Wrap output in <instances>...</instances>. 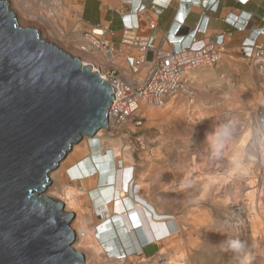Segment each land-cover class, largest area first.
Masks as SVG:
<instances>
[{
  "label": "rangeland",
  "instance_id": "rangeland-1",
  "mask_svg": "<svg viewBox=\"0 0 264 264\" xmlns=\"http://www.w3.org/2000/svg\"><path fill=\"white\" fill-rule=\"evenodd\" d=\"M7 1L21 26L36 28L45 40L84 63L88 61L80 53L78 41L79 32L87 30L80 16L84 0H69L45 9L35 0H25L28 11L18 8L13 0ZM30 13L39 16V20L31 19ZM118 58L121 63L122 57ZM215 68L193 74L191 86L196 100L190 109L185 97H178L163 108L148 110L145 125L137 133L140 142L135 138L111 139L106 133L100 138L90 137L88 151L76 160V165L59 170V184L53 181L46 195L62 201L68 212L76 214L72 225L75 232L89 230V241L85 238L84 245H75L85 255L87 264H170L173 258L180 264H264V160L250 159L248 152L239 151L243 138L252 131L248 117L254 111L248 115V110L254 109L257 102L255 92L248 89L258 80L247 73L249 69L244 70V75L231 66L228 74L235 85H224L225 91H220V72ZM241 78L246 80L242 82ZM249 105L247 111L242 110ZM120 144L122 152L117 151ZM100 152L113 155L115 168L109 172L114 177L113 184L120 162L124 169L134 168L133 184L123 201L126 210L132 211L136 202L151 211L156 221L162 218L178 222V231L166 241L152 243L155 248L151 253L137 252L128 245L122 246L120 253L114 243L126 241L129 236L138 237L140 230L147 235L146 231L137 228L129 232L121 216L107 230L99 228L104 218L99 217L96 209L105 205V200L99 195L91 203L86 195V204L84 196H78L81 191L71 183L70 171L74 167L80 169V162ZM141 183L142 191L138 193L134 188ZM250 183H254L255 189H249ZM64 184L72 186V192L58 195L56 189ZM253 191L254 201L248 196ZM111 193L115 195V191ZM69 204L72 209L67 207ZM237 208L242 211L237 217L239 226L232 221ZM87 242L98 248L101 243L103 251L92 256Z\"/></svg>",
  "mask_w": 264,
  "mask_h": 264
},
{
  "label": "water",
  "instance_id": "water-1",
  "mask_svg": "<svg viewBox=\"0 0 264 264\" xmlns=\"http://www.w3.org/2000/svg\"><path fill=\"white\" fill-rule=\"evenodd\" d=\"M114 93L0 0V264H87L76 214L42 194L75 144L109 131Z\"/></svg>",
  "mask_w": 264,
  "mask_h": 264
},
{
  "label": "built area",
  "instance_id": "built-area-1",
  "mask_svg": "<svg viewBox=\"0 0 264 264\" xmlns=\"http://www.w3.org/2000/svg\"><path fill=\"white\" fill-rule=\"evenodd\" d=\"M170 1L177 2L179 14L183 6L192 5L195 1L202 9L199 23L188 29L178 47L166 49L162 43H156L154 36L141 33L142 23L150 31L158 27L157 18L165 10L161 9L157 15L147 13L150 6L157 8V0H122L118 13L124 18L126 26L120 42L116 41L118 35L107 25L92 26L78 34L80 53L85 51L84 56L95 64L96 71L103 74L101 76L111 83L115 91L109 114L110 129L105 131L111 139L120 137L128 141L135 138L140 142L141 137L137 133L145 125L147 111L163 108L178 97H185L190 109L196 100L195 90L191 86L193 74L221 63L227 52L226 40L232 36L231 32L253 31L238 47L237 53L254 70L264 97V43L261 41L264 39V25L252 27L254 15L239 10L225 19L229 32L216 37L208 36L209 14L217 13L220 0ZM234 1L241 6L249 3V0ZM188 16L189 13H183L180 20L176 17L180 30L186 26ZM88 37L92 38L91 43L86 42ZM120 56L121 63L118 62ZM219 79L224 85H235L225 73L219 75ZM248 118L258 128L256 135L251 138V143L255 142L253 151L261 155L264 153V99L256 114ZM239 124L244 126V123ZM107 187L114 191V184ZM113 197L116 199V194H112L110 199ZM108 228L110 226L104 225L103 230Z\"/></svg>",
  "mask_w": 264,
  "mask_h": 264
},
{
  "label": "crops",
  "instance_id": "crops-1",
  "mask_svg": "<svg viewBox=\"0 0 264 264\" xmlns=\"http://www.w3.org/2000/svg\"><path fill=\"white\" fill-rule=\"evenodd\" d=\"M211 1V0H207ZM122 3V0H84L81 6L80 10V16L81 20L84 23L85 27L88 29L92 26H101V25H107L110 27L111 30H113L118 37L116 38L117 42H120L121 40V34L124 32L125 29V20L124 18L118 13V9L120 8ZM197 4V5H194ZM194 4H188L186 6H183L181 9V13H178V4L175 1L170 0H157V8L153 9L151 6L148 8V14L149 15H157L160 13V10H165L164 13L157 18V24L158 27L154 31H150L145 23H142L143 29L141 30L142 35H150L154 36L156 38V43L163 44V47L166 49L171 48L172 46H180V43L183 41V36L185 37L188 29L194 28L200 20L201 17V6L194 2ZM239 10L246 11L248 13H251L254 15V20L251 23L252 27L262 26L264 25V0H249V3L246 6H241L234 0H220L219 8L217 13H211L210 16V24H209V30L207 35L216 37L217 35L229 32L230 28L226 24L225 19L228 16H232L239 12ZM183 13H189L188 19L186 21V26L183 29H179L178 25L176 23V17L178 20H180ZM145 18V17H144ZM232 36L228 37L226 40L227 45V52L221 61V63L217 66H215V70L222 73H225L229 76L230 68L233 66V70L238 73V71H243V74L246 73L244 70L249 69L247 73H251V75H255L256 79L258 80L257 83L254 81L252 88L248 89V91L255 92V108L257 109L260 105L258 103H262V100L264 99L262 92L259 88V79L257 78V75L255 74L254 70L249 67L246 63H244L240 56L237 53L238 47L241 45V43L249 36L253 34V31H247V32H231ZM261 41L264 43V39L262 38ZM212 68V67H208ZM207 69V68H203ZM197 72V71H196ZM246 75V74H244ZM193 77V76H192ZM242 79V78H241ZM220 80V79H219ZM246 80L242 79V82ZM221 82V81H219ZM224 84L223 82L220 83L219 89L220 91L224 90ZM254 101V102H255ZM259 101V102H258ZM251 105L248 107L242 108V110L247 111L250 108ZM252 106V108H254ZM84 156V154L78 156L74 162L70 163L69 167H73L76 165V163L81 159L79 157ZM88 156V154H87ZM86 158V156H85ZM79 159V160H78ZM78 160V161H76ZM108 162H111V165H107ZM114 163V164H113ZM110 164V163H109ZM79 168L77 169L74 167L70 171V177H71V183L76 187H73L75 189L80 190L82 195H78L79 198L81 196H84V199L87 204V198L85 197L88 195L90 202L92 203V200L99 196L102 200H105V205H111L113 203V200L111 203H108V199L111 198L112 195V189L107 188L108 185H112L114 180V177H111V170L110 168H115V161L113 159L112 153H108L104 155L102 152L99 154L92 155L91 157L87 158L84 162H80ZM82 170V171H81ZM68 171V170H67ZM116 179V177H115ZM117 183V180H115ZM72 187V186H70ZM115 191V186H114ZM87 193V194H86ZM103 205V206H105ZM111 213L108 218H104L103 225H112V220H115L117 216L122 215ZM114 216V217H113ZM158 217H160L159 214H157ZM103 217H101L102 219ZM162 218H159L160 220ZM166 220V227L168 228L170 232V236L173 235L178 231L179 224L177 221L171 220V219H165ZM143 231V230H142ZM144 232V231H143ZM143 232L141 233V236L134 237V241L132 243H123L125 247L130 246L134 247L135 251L137 252H143L145 253H151L155 247H153L152 243H150L149 237H147L146 234L143 235ZM114 247L118 248L117 250L121 253L123 250L121 243H114ZM120 244V245H119Z\"/></svg>",
  "mask_w": 264,
  "mask_h": 264
},
{
  "label": "bare ground",
  "instance_id": "bare-ground-1",
  "mask_svg": "<svg viewBox=\"0 0 264 264\" xmlns=\"http://www.w3.org/2000/svg\"><path fill=\"white\" fill-rule=\"evenodd\" d=\"M13 1H14L15 5L18 8H22L23 11H28L26 9L27 7H24V5L26 4L25 0H13ZM35 1L43 9H45L46 8L45 6H47V7L57 6L59 3L61 4V2L64 3L66 1L68 2L69 0H35ZM30 15L33 16L31 19L39 20V19H37V18H39V16H35L32 13H30ZM89 29H90V27H89ZM86 42L87 43H91L92 42V38L88 37ZM81 50L83 51V48H81ZM82 55H86L85 51L82 52ZM84 65L91 66L94 71H96V69H97L95 64H92L91 62H89V60L87 62H85ZM101 75H103V74H101ZM102 78L106 80V78L104 76H102ZM149 110H151V109H149ZM253 111H254V113H252V114L255 115L256 112H257L256 108L249 109L248 110V115L251 112H253ZM250 124H251L250 128L252 129V131L248 132L247 135L245 134L246 136L243 138V141H242L241 146H240L241 149H239V151L242 150L243 152H245V151L248 152V154H249L248 156H249L250 159L259 158V159L264 160V153L260 155L257 152L253 151L255 142H254V144H252L251 140H250L249 147H247V149H245V147L248 146V141H249L250 135L252 134L251 138L254 137L256 135V131L258 129L255 126L254 122H252ZM104 133H105V131H103V130L100 131L95 138L102 137L104 135ZM90 139H91L90 137H84L80 141V143L75 144L72 147L71 151H69L68 155L65 157V160H63L59 164V166L52 172L53 175L51 173V185H49L48 188L46 189V192L44 194H42L43 196H47L46 194H47L49 188L52 186V182L53 181L56 182L58 180V178L60 177L59 170H61V169H65L66 170L69 167L70 163L74 162V160L78 156L87 153V151H88V142L90 141ZM122 150H123V147L120 144V146L118 147L117 151H121L122 152ZM117 160H118V162H120L121 159H117ZM248 163H249V168H251L252 165L250 164V162H248ZM116 171H117V174H116L117 183L115 182L114 186H115V194H116L117 198L113 201V203L111 205H105V206H102V207L98 208V210L96 209V213H98L99 217H103L106 220V218H108V216H110L111 213L114 214L115 211H117L118 213H120V215H122V217L124 219V222H125V227L127 228V230L129 232H132L133 230H136L137 228H143L146 231L151 243H155V245H157V244H159L162 241H166V238L168 239V237L170 236V232H169L168 228L166 227V220H159V221L154 220L153 213L151 211H149L143 205H141L139 203H136V202L133 203V205L135 207H134V209L132 211L126 210V206H125L123 201H124V199H126L128 197L129 192H130V186L133 184L131 180H132V178L135 175L134 168L128 167V168L124 169L122 163L120 162L119 163V167L116 169ZM57 182L59 184V181H57ZM253 185H254V183H250L248 185V186H250L249 189H255V187ZM263 185H264V180H263ZM134 189H136V191L138 190L139 191L138 193H141V191H142V183L140 184V186H136ZM56 190H57L58 195H59V193L64 194V192H72V189L70 188V186L68 187L65 184L64 185H60L59 188H57ZM245 191L247 192V188L245 189ZM248 194H249L248 195L249 198L251 200H253L252 198L255 195V191L248 192ZM48 197H50V196H48ZM50 198H52V197H50ZM52 199H54V198H52ZM247 199H248V197H247ZM57 201H59V200H57ZM70 203L72 204V202H70ZM71 204H69L67 207H70L72 209V205ZM128 208L129 207L127 206V209ZM235 212L237 213L236 214V218L234 217L233 218L234 220H232V221L233 222H237L236 226H239L238 223L240 221H239V219L237 217H240V214L242 213V211H241V209L237 208V209H235ZM68 213H73V212L69 211ZM73 220L75 221L76 217ZM72 229H73V227H72ZM88 231L89 230H87V229H83L80 232L78 230L75 232V230H74V232L76 233V238H75V245L76 246H81V244L84 245L83 243H84L85 240L89 241L87 238L89 237L90 232H88ZM100 244H99V248H98L97 245L94 246V243L93 244L90 243V242L86 243V246L90 250V253L92 254V256L94 255V257H95V255H97L98 253L103 251V249L101 247L102 244L101 245ZM75 245H74V248H75ZM170 264H180V263L176 259L173 258L171 260Z\"/></svg>",
  "mask_w": 264,
  "mask_h": 264
},
{
  "label": "trees",
  "instance_id": "trees-1",
  "mask_svg": "<svg viewBox=\"0 0 264 264\" xmlns=\"http://www.w3.org/2000/svg\"><path fill=\"white\" fill-rule=\"evenodd\" d=\"M138 233H140V236H141L142 230L138 231ZM138 233H137V235H138ZM133 241H134V239L131 236H129V238H127L126 241L125 240H121L120 243L122 244V246H124L123 243H129L130 244Z\"/></svg>",
  "mask_w": 264,
  "mask_h": 264
},
{
  "label": "clouds",
  "instance_id": "clouds-1",
  "mask_svg": "<svg viewBox=\"0 0 264 264\" xmlns=\"http://www.w3.org/2000/svg\"><path fill=\"white\" fill-rule=\"evenodd\" d=\"M99 228L103 229L104 228V225L102 224L101 226H99Z\"/></svg>",
  "mask_w": 264,
  "mask_h": 264
}]
</instances>
